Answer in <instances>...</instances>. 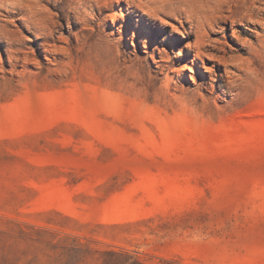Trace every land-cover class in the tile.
Listing matches in <instances>:
<instances>
[{
  "label": "rangeland",
  "instance_id": "obj_1",
  "mask_svg": "<svg viewBox=\"0 0 264 264\" xmlns=\"http://www.w3.org/2000/svg\"><path fill=\"white\" fill-rule=\"evenodd\" d=\"M221 1L0 0V264H264V0Z\"/></svg>",
  "mask_w": 264,
  "mask_h": 264
},
{
  "label": "bare ground",
  "instance_id": "obj_2",
  "mask_svg": "<svg viewBox=\"0 0 264 264\" xmlns=\"http://www.w3.org/2000/svg\"><path fill=\"white\" fill-rule=\"evenodd\" d=\"M233 2H234V0H224V1L220 2V5L227 6L228 4H231ZM163 5H167V3L165 2V3H163ZM160 12L163 15H165L166 17L174 19L175 21H178L177 14L184 15L185 18H190L191 17L188 11H186L185 9H180V8L177 9L176 12H172V11H169V12L160 11ZM246 16H248L249 18H252L253 17V13L250 12V13L246 14Z\"/></svg>",
  "mask_w": 264,
  "mask_h": 264
}]
</instances>
